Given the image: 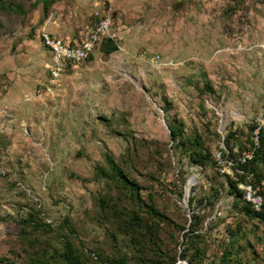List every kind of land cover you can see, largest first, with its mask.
<instances>
[{"label": "rangeland", "instance_id": "1", "mask_svg": "<svg viewBox=\"0 0 264 264\" xmlns=\"http://www.w3.org/2000/svg\"><path fill=\"white\" fill-rule=\"evenodd\" d=\"M59 3L65 8L51 14L89 23L108 8L119 49L106 55L100 45L54 80L40 39L44 4L0 0V264H28L26 240L53 252L65 238L86 249L90 264L122 256L133 263L135 248L112 209L126 214L135 205L108 177L110 160L129 168L142 199L171 218V227L156 226L168 254L183 252L184 233L199 214L207 234L203 264L218 261L238 223L253 245L243 264H264V224L234 209L226 178L233 171L191 164L166 119L185 137L200 138L213 157L229 133L235 150L249 146L251 127L264 118V57L257 54L264 0ZM238 44L244 50L226 51ZM214 190L220 199L212 207L206 197Z\"/></svg>", "mask_w": 264, "mask_h": 264}, {"label": "trees", "instance_id": "2", "mask_svg": "<svg viewBox=\"0 0 264 264\" xmlns=\"http://www.w3.org/2000/svg\"><path fill=\"white\" fill-rule=\"evenodd\" d=\"M62 0H40L44 4L43 10L47 15L49 11L58 2ZM10 10V9H9ZM102 52L106 55H111L118 51V46L116 42L112 39L106 38L101 42ZM206 90L213 93V89L209 84L206 86ZM169 123V129L171 137L175 143V148L180 152L184 153L188 161L195 166H202L204 168H213L217 166L214 160L212 151L210 148L205 146L201 142L200 138H194L193 140L184 136L181 125L175 126ZM255 127H251V132L253 133ZM233 133H229L224 139L226 145V151L229 156L236 160L240 153L245 149L252 146V135L248 139L249 146L238 148L235 150L233 146ZM232 143V144H231ZM227 155L226 152H224ZM136 157V156H135ZM110 171L111 174L108 176L112 183L116 185L123 193L128 196V201L137 207H128V212L122 214L121 210L114 208L112 209L115 213H118V223L123 224L124 229L128 230V237L131 241L132 246L135 248L134 262L129 263L127 259L122 257H117L115 260L107 263L110 264H182L178 263L181 260H187L189 264H203V257L207 253V248L204 246L206 243V233H202V222H204L205 217L199 214H193V220L190 224L188 232L184 233V237L187 240L182 253L177 250L173 254H168L160 247L159 236L157 232V227L160 230L162 225L166 224L171 227L172 220L166 213L159 211L152 204H148L142 199L141 186L137 179L131 175V171L128 168V172L124 166L117 164L113 160H110ZM227 182L229 185L228 193L234 196V209L246 216L251 220H256L257 222L264 224V209L261 212H257L253 207L244 200L243 192L238 188L240 182L252 184L264 199V187L262 182L264 180V133H262L260 138V147L255 150V155L252 160L246 164H238L233 168L231 176H227ZM220 199V192L214 190V193L206 197V204L214 207L216 202ZM102 204L105 205L106 200L103 199ZM145 207V208H143ZM125 210V209H123ZM127 211V210H126ZM147 215H149L147 217ZM25 224L32 223V221H25ZM38 225L37 223L35 224ZM37 228V227H35ZM186 227H181V231H184ZM69 234L74 235L75 232L72 228H69ZM169 230H166L167 233ZM229 231V238L224 247L221 250V254L218 256V261L214 264H243L242 255L245 251L253 248L251 241L247 237V232H244L243 226L237 224L236 228H232ZM208 232V231H207ZM25 233V232H24ZM171 235V234H170ZM172 238L174 236L172 235ZM257 241H261L257 238ZM264 241V240H263ZM35 242L31 240H26V254H28L27 262L28 264H90L87 259V252L85 248L81 250L75 248L73 243L69 238H65L63 242L62 250H53L51 252L49 249L41 250L35 248ZM29 251H31L29 253ZM91 259H98L99 254L89 253ZM94 255V256H93ZM92 264V263H91Z\"/></svg>", "mask_w": 264, "mask_h": 264}, {"label": "built area", "instance_id": "3", "mask_svg": "<svg viewBox=\"0 0 264 264\" xmlns=\"http://www.w3.org/2000/svg\"><path fill=\"white\" fill-rule=\"evenodd\" d=\"M52 17H55V14H52ZM95 19V27L89 33L88 37L80 44L72 45L45 31L40 34V39L44 47L52 55L53 61L50 69L54 80L59 78L69 63L76 64L87 60L104 39L109 38L115 40V35L111 32L114 22L110 10L108 8H100L95 13ZM55 22L56 20H54V23ZM258 48L261 49L257 52L258 56L264 57V44L258 46ZM239 50H244L241 44H238L236 48H226L228 52H236ZM263 129L264 118L263 116H259L256 119V126L252 133V146L240 153L236 160L229 156L226 148L214 154L215 161L222 173L228 172L229 170L233 171V168L238 164H246L253 159L255 150L260 147V138ZM224 152H226L227 155H225ZM238 188L243 192L244 200L249 203L255 211L261 212L264 209L263 196L252 184L240 182Z\"/></svg>", "mask_w": 264, "mask_h": 264}, {"label": "crops", "instance_id": "4", "mask_svg": "<svg viewBox=\"0 0 264 264\" xmlns=\"http://www.w3.org/2000/svg\"><path fill=\"white\" fill-rule=\"evenodd\" d=\"M94 5L97 7L100 5V3L98 2V3H95ZM113 7L116 8L117 5H114ZM56 8H59L62 10L65 7L63 3L62 4L59 3L55 5L53 10ZM50 12L51 10L49 11L47 18L44 19L41 25V30L48 32L55 37H59L63 39L65 42L70 43L72 45L82 43L88 37L89 33L93 30L96 24V21H94V23L92 22L89 23V19L88 18L85 19V16H80V18H78V16L75 17L73 14H71L70 16L66 17L65 14L59 11L58 12L55 11L56 16L52 17V14ZM123 14H124V11H123ZM54 20H56L55 23H54ZM111 32L114 34V25L112 27ZM114 41L116 42V40ZM116 44L117 46H119L117 42ZM69 64H72V63H69Z\"/></svg>", "mask_w": 264, "mask_h": 264}]
</instances>
